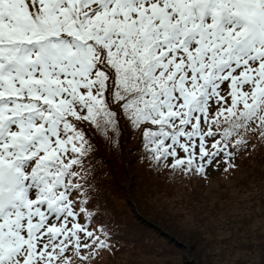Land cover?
Wrapping results in <instances>:
<instances>
[{
    "label": "snow or ice",
    "instance_id": "obj_1",
    "mask_svg": "<svg viewBox=\"0 0 264 264\" xmlns=\"http://www.w3.org/2000/svg\"><path fill=\"white\" fill-rule=\"evenodd\" d=\"M126 132L205 180L264 147V0H0V264L111 250L89 176Z\"/></svg>",
    "mask_w": 264,
    "mask_h": 264
},
{
    "label": "rangeland",
    "instance_id": "obj_2",
    "mask_svg": "<svg viewBox=\"0 0 264 264\" xmlns=\"http://www.w3.org/2000/svg\"><path fill=\"white\" fill-rule=\"evenodd\" d=\"M141 161L149 160L144 157ZM247 161L235 158L236 171L224 176L209 169L211 179L206 182L188 180L189 176L168 169L157 170L151 162L145 168L149 174L174 176L182 184H175L179 180L163 184L153 178L163 185L140 179H117L118 184L113 185L107 174L101 197L106 205L104 215L99 216L91 201L92 212L97 219L119 214L132 227L138 243L110 238L111 250L101 252L91 264H264V165L258 161L251 170ZM258 175L263 178L251 179ZM89 182L92 185L91 176ZM160 190L164 191L162 197ZM92 226L102 224L94 220Z\"/></svg>",
    "mask_w": 264,
    "mask_h": 264
},
{
    "label": "trees",
    "instance_id": "obj_3",
    "mask_svg": "<svg viewBox=\"0 0 264 264\" xmlns=\"http://www.w3.org/2000/svg\"><path fill=\"white\" fill-rule=\"evenodd\" d=\"M145 151L143 148L142 143L140 142L139 135H132L130 132H126L125 134L120 135L119 142L116 144H110L106 141H100L99 144L96 145V151L92 157L91 161V167L95 168V172L91 174L92 179V185H91V191H92V205L96 206L97 213L99 216L101 214L104 215V211L106 209V205L101 200L102 194L106 191L107 188V174L108 176L112 177V184L117 185L119 179L120 181H127L132 180V182H135L137 179H140L142 181H150L155 178L157 181L163 183V184H171L175 180V184H182L181 179L175 178L174 176L167 175L161 176V175H152L147 172L146 163L150 162H144L141 161L142 158L145 157ZM246 159L248 160L246 166H250L251 170H254L255 167L258 164V161L260 162V165H264V147L258 146L255 150H252L251 147L245 151L242 152L240 155L236 157V159ZM141 163H143L145 166L141 167ZM139 170L140 174L133 172L132 166ZM155 169V168H154ZM130 170V171H129ZM151 171V170H150ZM210 171L219 172L220 176H224L225 172L223 171V166L219 169L212 168ZM208 171V179H202L200 177H191L188 180H195V181H201L206 182L211 179V172ZM236 171V170H235ZM235 171L230 172V174H233ZM154 174H161L157 171L153 172ZM263 178L262 176L258 175L255 176V178L251 177L253 181H256ZM154 181V180H153ZM130 183V181H129ZM128 183V184H129ZM109 184V183H108ZM152 184V183H151ZM155 185H163L160 183H155ZM153 185V184H152ZM152 185H150L148 188H152ZM155 189V186H153ZM140 189V187H138ZM163 189V188H162ZM147 190V189H146ZM158 190V189H157ZM159 191V190H158ZM162 191L160 190V196L162 195ZM184 194L187 193L186 190H182ZM164 192V191H163ZM147 193V192H146ZM129 194L133 195L132 192H129ZM148 194V193H147ZM137 196V195H136ZM162 197V196H161ZM104 203V204H103ZM89 208L91 211H93V208L91 205H89ZM96 213V214H97ZM95 214V213H94ZM96 222H100L102 226H108L110 230H108L109 237L111 238V241L118 240L121 241L119 238H121L124 243L128 244H137L138 239L133 234L132 227H129L124 219L120 217L119 214L115 213L110 216V219H94ZM93 225V223H92ZM92 229H96L92 226ZM117 240V241H118ZM122 244V243H121ZM180 245V244H178ZM99 256V255H98ZM96 256L95 258H97ZM93 258L91 262L95 261L96 259ZM99 261V260H97ZM96 261V262H97ZM95 264V263H94Z\"/></svg>",
    "mask_w": 264,
    "mask_h": 264
}]
</instances>
